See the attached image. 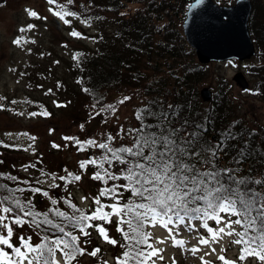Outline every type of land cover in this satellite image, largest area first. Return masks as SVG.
Listing matches in <instances>:
<instances>
[{"label":"rangeland","instance_id":"rangeland-1","mask_svg":"<svg viewBox=\"0 0 264 264\" xmlns=\"http://www.w3.org/2000/svg\"><path fill=\"white\" fill-rule=\"evenodd\" d=\"M188 1L171 0V3L166 5L165 2L156 0L154 4L161 3L162 7L165 6L164 15L157 17L155 14L157 9L148 7L145 1L140 0L138 9L146 11L145 19L154 44L156 40L163 38L164 31L173 33L174 35L171 36L173 40L177 33L182 35L180 23ZM59 4H64L65 10L77 14L75 17H65L70 21L69 24H65L53 14V11H49L50 8L54 11L58 10ZM89 7L87 0H73L72 4H67V0H56V4H49L48 0H0V165L3 168L0 176L8 188L39 187L46 191L47 197L36 193L31 199L30 195L33 194L31 191H24V194L19 193L17 196L20 200L24 198L22 201L31 200L34 205L40 204L42 208L49 206V198L57 199V197L65 196L70 198L76 208L92 211L96 207L92 202L93 197L98 196L102 187L122 182L121 180L109 181L108 185H104L98 180H93L91 177L97 169L89 165L82 171L79 162L89 157H100L102 150L89 148L86 151H78L74 140L64 138L74 137L79 141L95 139L98 142H104L111 134L115 137L111 142L112 147L131 146L134 143L135 134H129L127 130L137 127L136 113L148 98V95L144 93V85L149 83V80L151 82L160 76L163 79L168 77L165 82L167 87L171 88L174 81L173 75L177 74L183 65H188L185 55L192 56L191 53L188 55L181 50L182 52H179L181 62L176 64L171 74L162 59H156L155 55L148 56L143 49L135 50L132 58L136 59L139 58L138 55H142L137 68L141 81L118 82L101 87L92 100L85 94L80 95L77 92L81 93L84 88V78L76 66L75 55L86 49H96L98 46H113L120 50L122 46H127L131 39L133 41V33L136 31L134 29L127 36L120 37L118 30L122 27L121 16L117 14V11L102 10L101 7H96L92 11ZM26 10L36 12L37 17L29 16ZM129 11L131 12V9ZM250 15L251 18L247 20V29L254 46L253 54L242 60L225 59L203 63L202 73L194 82L195 90H192L190 94L196 93L199 103L205 105L217 95L219 88L224 89V97L230 105L225 117L229 120L228 122L240 119L246 127L257 129L264 126V96L255 90V83L259 76V73H256L258 64L264 66V0H251ZM81 20H88V23H82ZM257 24L260 27H257ZM28 25L33 27L29 29ZM21 28L25 30L21 32ZM72 31L80 35H70ZM182 39L184 43L183 36ZM14 40H19L20 43H13ZM185 50L188 51V48ZM154 63L161 67L155 75L151 70ZM189 68L190 64L186 69ZM237 71L243 73L248 82L245 89H240L232 81L231 77ZM126 74L123 69L122 76ZM151 85L155 84L151 83ZM201 90L207 91L208 99L200 98ZM125 96L131 99L120 104L119 101ZM107 105L115 106V114L104 112L96 115L102 106ZM30 113H36V115H30ZM121 127L125 130L124 132L120 131ZM221 130L225 131L223 126ZM219 132V130L210 132L212 142L216 141ZM54 144L59 147H53ZM223 165L226 166L228 163L225 162ZM107 167L108 165L105 164V168ZM123 167L126 166L115 163L111 171L119 174ZM65 170L81 175V180L65 185L64 181L58 179L66 175ZM53 175L57 179H53ZM9 177L17 179L12 180ZM38 180L40 183H37ZM23 181H28V184ZM53 183L59 184L60 187H49ZM101 202L110 203L103 197ZM64 210L67 213L73 212L68 208ZM105 211L110 209L105 208ZM224 218L228 219L227 216ZM116 219L112 217V223L105 227L111 238L122 243L119 232L116 231ZM232 219L235 220L234 217ZM220 226L222 227L223 224ZM195 227L199 225L196 224ZM234 228L236 231L241 230L239 227ZM0 231L3 230L0 229ZM88 231L89 236H81V243L88 241L84 245L87 252H91L93 248H100L101 252L96 257L87 254L78 256L72 264H105V262L116 264L113 256L119 257L123 252L119 244L113 246L106 243L94 227ZM146 231L152 233L151 243L154 247L158 249L161 247L163 250L158 256L152 257L155 264H173V261L175 264H223L221 260L216 259L220 253L225 258H238L234 253H237L239 247L232 242L235 236H223L218 243L201 245L196 235L199 229L187 231L181 226L180 237L186 241L182 249L172 246V240L162 233L158 224L154 228H147ZM74 234L79 235L78 232ZM21 235L31 236L33 244L40 242L41 233L28 224H24L23 227L14 226L15 243H18V239L15 238ZM157 240H163L164 243H157ZM192 246L200 249L195 255L188 251ZM161 256L163 259L160 258ZM201 257L205 261L201 260ZM57 258L63 264V258L59 252ZM152 261H149V264H152Z\"/></svg>","mask_w":264,"mask_h":264},{"label":"snow or ice","instance_id":"snow-or-ice-1","mask_svg":"<svg viewBox=\"0 0 264 264\" xmlns=\"http://www.w3.org/2000/svg\"><path fill=\"white\" fill-rule=\"evenodd\" d=\"M200 2L201 0H197V3ZM48 3L56 4V0H48ZM72 3L73 0H67V4ZM57 9L54 11L50 8L49 11H53V14L65 24L70 23L65 19L66 16L77 15L65 10L64 4L57 5ZM26 11L29 16L37 17L36 12ZM81 22L88 23V20ZM27 27L30 29L33 25ZM24 30L20 29L21 32ZM70 35L80 34L72 31ZM13 43L19 44L20 41L14 40ZM130 99L131 97L125 96L119 103L123 104ZM168 109L169 111L160 114L157 125L144 123L145 112L149 116H154L155 113L148 109L138 110L136 118L141 121L140 127L127 130L129 134H135L131 146L112 147L111 142L115 137L111 134L104 142L95 139L79 141L74 137L64 138L74 140L78 151H86L89 148L102 150L100 157H89L79 162L82 171L89 165L97 169L91 177L93 180H98L104 185H108L109 181H125L123 184L113 183L111 186L102 187L98 196L93 197L92 202L96 207L91 212L76 208L70 198L65 200V203L73 209L72 215L58 208H50L44 213L37 212L31 200L21 201L15 193L28 190L33 194L40 193L47 197L46 191L39 187L13 189L0 185V188H4L8 193L0 196V229L3 230L0 231V264H60L56 259L57 252L63 258V264H72L78 256L85 254L96 257L101 252L100 248H93L91 252H87L84 245L88 241L81 243V236H89L88 229L93 227L106 243L113 246L119 244L123 249L122 254L116 257V264H149L152 257L158 256L163 250L150 243L152 233L146 231L147 228H154L159 224L168 232L172 246L183 249L185 241L177 239L176 236L179 235L181 226L187 231H193L195 229L193 221H199L200 227L208 233L207 237H198L199 244L210 245V243H218L223 236H235L237 238L232 242L241 246L240 261L254 256L264 262V192L249 186L250 183L264 185V181L237 178L235 173L238 168L218 170L215 165L219 153L225 150L227 141L236 139L237 134L228 130L224 137L215 141L210 147L200 148L198 144L203 129L199 125H193L192 130H189L187 121L179 126H172V121L178 113L173 105H168ZM104 112L115 114L116 108L114 105L102 106L96 115ZM120 131L125 130L121 127ZM53 147L59 145L54 144ZM246 148L247 142L238 150L235 159L237 165L246 156ZM205 152L208 154L204 155ZM115 163L126 167L121 168L117 174L111 171ZM105 164L108 165L107 168ZM65 171V176L58 177L65 182V185L78 182L82 178L81 175ZM9 179L17 178L9 177ZM53 179L57 178L53 175ZM23 183L28 184V181ZM37 183L40 181L38 180ZM49 187H60V185L53 183ZM123 192H130L133 199L121 203ZM102 197L113 202L104 204L101 202ZM49 199L52 205L57 204V200ZM82 199L87 198L82 197ZM105 208L110 211H105ZM49 212L65 223L63 225L54 223L49 218ZM225 216L228 217L227 220ZM233 216L236 217L235 220L232 219ZM112 217L117 218L116 231L121 234L122 243L111 238L105 227L112 223ZM209 220L215 221L217 227H209ZM96 221L101 223H93ZM24 224L34 226L41 232L47 229L54 231L51 235H40L39 243L33 244L31 236L22 235L15 238L18 239V243H15L14 226L23 227ZM41 225L45 228L41 229ZM233 225H238L242 230L236 231ZM68 227L76 230L79 235L67 231ZM174 230L175 235H173ZM157 243L164 241L157 240ZM188 251L195 255L200 249L192 247ZM160 258L163 259L162 256ZM218 259L223 264H235L234 261L226 260L224 256H218ZM152 264H155V261H152Z\"/></svg>","mask_w":264,"mask_h":264},{"label":"trees","instance_id":"trees-1","mask_svg":"<svg viewBox=\"0 0 264 264\" xmlns=\"http://www.w3.org/2000/svg\"><path fill=\"white\" fill-rule=\"evenodd\" d=\"M141 1H145L148 7L156 8L157 10H155V14L157 17H162L164 15L163 10L165 9V6L162 7L161 3L165 2L166 5L171 3V0H160L161 3L158 5L153 3L156 0ZM87 2L92 8V11L95 10L96 7H101L102 10L117 11V14H120V21L122 25L121 29L118 30L121 34L120 37L127 36L134 29L136 31L133 33V41L131 39V42L125 47L122 46L120 50H118L119 48H113V46H98L96 49H86L84 52H80L75 55V61L77 63L76 66L79 68L81 75L84 78V88L81 90V93L79 91L77 93L80 95L85 94L92 100L97 94L98 89L101 87L114 85L118 82L126 83L127 81H133L136 83L141 81V76L138 73L137 68L139 65V59L142 55H138L139 58L136 59L132 58V54L135 53V50L140 51L143 49L147 52L148 56L155 55L156 59H162L163 62L167 64L166 68L171 74L173 73L176 64L181 62V54L179 52H182L181 50H183L188 55L191 53L192 56L185 55V60L188 61V65L190 64V68L186 69L188 65H183L182 69L177 74L173 75L174 81L171 84V88L167 87V83L165 82L168 77L163 79L160 78V76L156 78L157 80L154 79L151 82L149 80V83L144 85V93L148 95V98L139 109H148L156 114L154 116H150L149 118V115L145 112L144 114L146 119L144 120V123L157 125L159 123L160 114L162 112L169 111L168 105H173L175 111L178 113V116L172 121V126H179L184 121H187L189 130H192L191 126L199 125L203 131L200 132L198 146L205 149L214 143L211 141L212 134L210 132H217L219 130L220 132L216 139V141H219L222 137H224L226 132L230 130L231 132L237 134V138L227 141L225 150L219 153V157L215 161L216 168L218 170L225 168H238L239 170L235 173L237 178H247L249 181H254L256 179L264 181V126L258 127L257 129H251L243 125L240 119L232 120L231 123H229V120L225 117L229 111L230 105H228V102L224 97L225 92L222 88H219L216 92L217 95L211 98V100H209L205 105H201V103H199L200 100L196 93L195 95L190 94L192 90H195L193 87L195 85L194 82L202 73L201 65L203 63L196 61L195 56L193 58L194 54L192 49L188 45L186 46L187 43H183V35L177 33L173 40V38L171 39V36L174 34L164 31L163 38H160L158 41L156 40V43L154 44L152 42L149 25H147L145 19L146 11L144 12L138 9L140 0H87ZM129 9H131V12ZM147 9L148 8H146V10ZM121 12L123 15H121ZM250 18L251 15H249L248 19ZM257 27L260 26L257 24ZM185 46L188 48V51L185 50L187 49ZM156 55L160 56V58H157ZM160 68L161 67L159 65L154 63L151 66V70L155 72H153V75L157 74L159 72L158 69ZM123 69L127 73L124 76H122ZM256 73H259V76H257L258 79L255 83V90L258 94L264 96V66L258 64ZM151 83H154L155 85L152 86ZM152 93L154 94L152 95ZM140 124L141 121L138 120L136 128H139ZM222 126L225 130L223 132L221 130ZM180 135H183V133H180ZM245 142H247V154L237 165L235 159L237 158L238 150L245 146ZM203 154L207 155L208 153L205 152ZM225 162H227L228 165L224 166L223 163ZM198 167H200V165H198ZM2 169L3 168L0 165V171ZM121 181L122 182L117 184L125 183V181ZM0 185H4L1 176ZM249 186L256 188L258 191L264 192V185H255L250 183ZM12 188L15 189L22 187L13 186ZM19 193L24 194V192H17L15 195L18 196ZM5 195H8V193L0 188V196ZM33 196L34 194H31L30 198L33 199ZM67 199L68 198L65 196L57 197V199H55L57 200V204L52 205L51 202H49V206L47 208H42L40 204H32L34 206V210L37 212L44 213L48 212L50 208H58L67 213L64 208L73 210L65 203V200ZM129 199H133L131 193L123 192L120 202L126 203ZM67 214L72 215L73 212ZM233 217L236 219L235 216ZM49 218L57 224L63 225L65 223V221L54 216L51 212H49ZM30 227L35 228L34 226ZM236 227L239 226L236 225ZM44 228L45 226L41 225V229ZM37 230L41 233V235H51V232L54 231L53 229H47L45 232H41L40 229ZM66 230L73 232V234L77 232L71 227L66 228ZM119 237L121 241H123L120 233ZM236 238L237 237H235V239Z\"/></svg>","mask_w":264,"mask_h":264},{"label":"water","instance_id":"water-1","mask_svg":"<svg viewBox=\"0 0 264 264\" xmlns=\"http://www.w3.org/2000/svg\"><path fill=\"white\" fill-rule=\"evenodd\" d=\"M248 0H235L231 5H217L212 0H192L185 10L181 29L185 41L200 63L229 58L246 59L253 53V45L247 33L246 18L249 13ZM232 80L241 89L247 81L238 71ZM200 95L208 98L206 90Z\"/></svg>","mask_w":264,"mask_h":264},{"label":"flooded vegetation","instance_id":"flooded-vegetation-1","mask_svg":"<svg viewBox=\"0 0 264 264\" xmlns=\"http://www.w3.org/2000/svg\"><path fill=\"white\" fill-rule=\"evenodd\" d=\"M215 2H217V3H222V4H228V3H230V2H232V1H229V0H214ZM250 2H251V0H250ZM249 15H250V13H249Z\"/></svg>","mask_w":264,"mask_h":264},{"label":"bare ground","instance_id":"bare-ground-1","mask_svg":"<svg viewBox=\"0 0 264 264\" xmlns=\"http://www.w3.org/2000/svg\"><path fill=\"white\" fill-rule=\"evenodd\" d=\"M262 65V64H261Z\"/></svg>","mask_w":264,"mask_h":264}]
</instances>
